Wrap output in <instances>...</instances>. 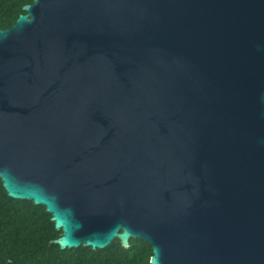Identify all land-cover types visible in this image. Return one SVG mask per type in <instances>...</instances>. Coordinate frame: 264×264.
<instances>
[{"label":"water","instance_id":"obj_1","mask_svg":"<svg viewBox=\"0 0 264 264\" xmlns=\"http://www.w3.org/2000/svg\"><path fill=\"white\" fill-rule=\"evenodd\" d=\"M0 30V180L60 250L264 264V0H33Z\"/></svg>","mask_w":264,"mask_h":264},{"label":"trees","instance_id":"obj_2","mask_svg":"<svg viewBox=\"0 0 264 264\" xmlns=\"http://www.w3.org/2000/svg\"><path fill=\"white\" fill-rule=\"evenodd\" d=\"M32 2L0 0V30L10 29ZM50 218L43 206L10 198L0 180V264H150L152 248L141 239H130L127 248L115 239L104 249L60 250L51 242L60 231Z\"/></svg>","mask_w":264,"mask_h":264}]
</instances>
